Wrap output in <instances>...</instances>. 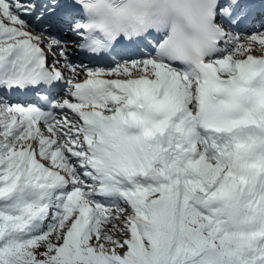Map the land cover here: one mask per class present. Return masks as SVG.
<instances>
[{
	"label": "snow or ice",
	"instance_id": "obj_1",
	"mask_svg": "<svg viewBox=\"0 0 264 264\" xmlns=\"http://www.w3.org/2000/svg\"><path fill=\"white\" fill-rule=\"evenodd\" d=\"M0 264H264V0H0Z\"/></svg>",
	"mask_w": 264,
	"mask_h": 264
}]
</instances>
